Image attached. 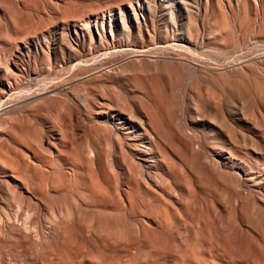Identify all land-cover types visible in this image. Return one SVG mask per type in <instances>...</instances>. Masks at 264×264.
Masks as SVG:
<instances>
[{
    "label": "rangeland",
    "instance_id": "rangeland-1",
    "mask_svg": "<svg viewBox=\"0 0 264 264\" xmlns=\"http://www.w3.org/2000/svg\"><path fill=\"white\" fill-rule=\"evenodd\" d=\"M0 264H264V0H0Z\"/></svg>",
    "mask_w": 264,
    "mask_h": 264
},
{
    "label": "bare ground",
    "instance_id": "bare-ground-1",
    "mask_svg": "<svg viewBox=\"0 0 264 264\" xmlns=\"http://www.w3.org/2000/svg\"><path fill=\"white\" fill-rule=\"evenodd\" d=\"M132 2H130V4H131ZM131 5H133V4H131ZM110 12V11H109ZM98 14V13H97ZM141 19V18H140ZM139 20V19H138ZM138 22V21H137ZM104 23V22H103ZM142 24V23H141ZM139 25V24H138ZM144 25V24H143ZM137 27H139V26H137ZM195 27V26H194ZM141 28V27H140ZM175 28V27H174ZM195 29H196V27H195ZM131 32H133V31H131ZM138 32V31H137ZM174 32H175V30H174ZM140 33V32H139ZM141 34V33H140ZM168 34V33H167ZM166 34V35H167ZM172 34V33H171ZM126 35H128V33L126 34ZM167 36H169V35H167ZM166 36V37H167ZM190 36V35H189ZM175 37V36H174ZM133 38V37H132ZM183 38H185V37H183ZM190 38V37H189ZM193 38V37H192ZM107 40V39H106ZM150 40V39H149ZM107 41H109V40H107ZM117 41V40H116ZM116 41H114V43H117ZM120 41V40H119ZM129 41H133V40H129ZM150 41H152V40H150ZM158 41V40H157ZM165 41V40H164ZM170 41H172V40H170ZM196 41V40H195ZM113 42V41H112ZM121 42V41H120ZM180 42V41H179ZM119 43V42H118ZM124 43V42H123ZM136 43V42H135ZM172 43V42H171ZM146 44H151V42H147ZM162 44V43H161ZM160 44V45H161ZM157 45H158V43H157ZM151 46V45H150ZM155 46V45H154ZM124 47V46H123ZM135 47V46H134ZM143 49V48H142ZM148 49V48H147ZM82 50V49H81ZM91 50V49H90ZM89 50V51H90ZM76 51V50H75ZM84 52V51H83ZM86 52V51H85ZM97 52V51H96ZM73 55V54H72ZM76 56V55H75ZM76 59V58H75ZM72 61V60H71ZM240 88H242L243 86H239ZM239 89V88H238ZM236 91V90H235ZM238 91V90H237ZM247 93V92H246ZM247 97H249L248 95H246ZM116 114H113L112 116L114 117ZM117 116V115H116ZM124 117V116H123ZM119 119H121V118H119ZM131 123H132V121H131ZM137 126V125H136ZM133 127V126H132Z\"/></svg>",
    "mask_w": 264,
    "mask_h": 264
}]
</instances>
